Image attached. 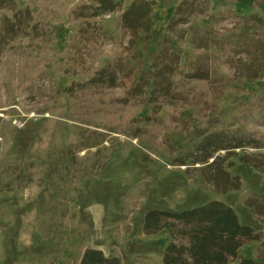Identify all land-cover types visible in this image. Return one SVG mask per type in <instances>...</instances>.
I'll use <instances>...</instances> for the list:
<instances>
[{"label": "rangeland", "instance_id": "obj_1", "mask_svg": "<svg viewBox=\"0 0 264 264\" xmlns=\"http://www.w3.org/2000/svg\"><path fill=\"white\" fill-rule=\"evenodd\" d=\"M2 1L0 264H80L87 247L163 264L173 239L144 232L148 210L215 199L260 233L229 264H264V0H143L148 36L122 26L142 0L86 18L93 0ZM109 66L116 84L94 80ZM220 130L244 146L196 163Z\"/></svg>", "mask_w": 264, "mask_h": 264}, {"label": "trees", "instance_id": "obj_2", "mask_svg": "<svg viewBox=\"0 0 264 264\" xmlns=\"http://www.w3.org/2000/svg\"><path fill=\"white\" fill-rule=\"evenodd\" d=\"M95 4H83L74 11L76 18L100 16L115 10L121 0H93ZM5 1L0 0V5ZM186 4L189 1L185 2ZM182 11L180 7L179 12ZM174 20L172 26L178 23ZM153 20L151 15V4L140 1L132 5L122 18V26L130 29L142 28L147 36L152 30ZM14 26V24H12ZM80 32H83L80 30ZM164 45L169 48V41ZM174 59L172 54L164 53ZM173 62H175L173 60ZM177 63L166 68L172 70ZM110 66L102 69L94 80H109L116 84L117 75L109 73ZM155 68V67H154ZM130 73V72H129ZM156 75V73H154ZM134 80L135 73L129 74ZM154 75V76H155ZM256 77L257 75H253ZM125 77H128L127 75ZM124 77V78H125ZM141 77H144L141 74ZM145 78V77H144ZM138 85L135 86L137 88ZM225 131L208 133L199 144L196 151L192 153L196 163H207L214 155L231 147L244 146L243 140L236 137L238 142L235 146L230 144L226 138H222ZM229 134V133H226ZM243 143V144H242ZM216 158L210 165L214 164ZM143 230L146 234H156L167 230L172 241L165 247L163 264H229L230 261L239 257V250L250 241L260 239V233L248 224H242L235 209L222 200H211L203 205L182 211H167L163 209H150L145 214ZM247 263V261H245ZM80 264H121L117 256H107L103 250L87 247L83 252Z\"/></svg>", "mask_w": 264, "mask_h": 264}, {"label": "crops", "instance_id": "obj_3", "mask_svg": "<svg viewBox=\"0 0 264 264\" xmlns=\"http://www.w3.org/2000/svg\"><path fill=\"white\" fill-rule=\"evenodd\" d=\"M168 244H169V243H168ZM168 244H167V245H168ZM167 245H166V246H167Z\"/></svg>", "mask_w": 264, "mask_h": 264}]
</instances>
